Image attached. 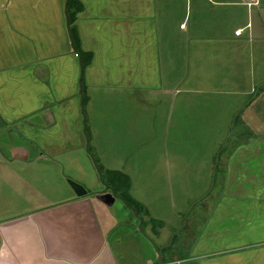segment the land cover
<instances>
[{
    "label": "crops",
    "instance_id": "1",
    "mask_svg": "<svg viewBox=\"0 0 264 264\" xmlns=\"http://www.w3.org/2000/svg\"><path fill=\"white\" fill-rule=\"evenodd\" d=\"M79 52L90 54L85 67ZM256 66L264 69V0H0V133L10 134L0 141V264H117L113 202L58 184V157L84 146L86 102L161 107L168 96L173 106L200 84L241 97V130L254 136L220 166L233 187L175 263L264 264V71ZM152 256L142 263L155 264Z\"/></svg>",
    "mask_w": 264,
    "mask_h": 264
},
{
    "label": "rangeland",
    "instance_id": "2",
    "mask_svg": "<svg viewBox=\"0 0 264 264\" xmlns=\"http://www.w3.org/2000/svg\"><path fill=\"white\" fill-rule=\"evenodd\" d=\"M257 71L264 69L252 68L253 73ZM210 88L211 85L200 84L196 89L200 92L183 94L173 106L168 96L163 98L161 107L151 100L150 106L137 105L136 108H143L140 110L133 108L135 103L129 100L117 99H112L107 107L110 110H103L104 102L109 104L111 100L103 96L98 97L95 107L90 108L87 102L82 105L85 144L78 149L71 147L58 157L62 162L55 166L54 173L58 184L67 187V180H72L83 185L89 194L96 193V197L113 202L110 211L121 223L113 238L116 242L119 236L122 242L113 249L117 264H143L150 254L156 264L154 246L145 235L157 248L165 247L177 236L164 256L170 264H177L180 257L191 252L193 237L199 235L208 218L207 210L217 205L224 189L233 187L232 180H224L220 166L226 167L236 142L254 135L241 130L245 123L243 111L238 115L242 98L226 99L224 93L213 96ZM9 136L6 131L1 132L0 141L7 142ZM4 144L1 147L9 153ZM114 171L129 178L128 183L122 179L114 181L116 195L123 201L103 185L112 179L110 173ZM61 174L63 178L59 180L57 176ZM49 182L52 185L51 179ZM125 198L133 205L127 206ZM137 205L141 231L139 220L130 209ZM130 235L140 239L144 246H125Z\"/></svg>",
    "mask_w": 264,
    "mask_h": 264
},
{
    "label": "water",
    "instance_id": "3",
    "mask_svg": "<svg viewBox=\"0 0 264 264\" xmlns=\"http://www.w3.org/2000/svg\"><path fill=\"white\" fill-rule=\"evenodd\" d=\"M97 171H98V169H97ZM98 172H99V171H98ZM100 179H101V181H102V177H101V175H100ZM102 182H103V181H102ZM67 183H68L69 187L72 189L73 193H74L77 197H83V196L87 195L88 191H87V189H86L83 185H81V184H79V183H77V182H75V181H72V180H67ZM105 186H106V189H110V190L112 191V193L115 194V191H114V189H113L112 187H110V186H108V185H105ZM212 186H213V181H212ZM120 199H122V198H120ZM130 209H131V210L134 212V214L137 216V218H138V220H139L138 229L141 231L142 220H141V218L138 216L137 211H136L134 208H130ZM174 236H175V235H174ZM174 236L170 239V242L168 243V245H166L165 247H162V248H157L156 245L150 240V238H149L147 235H145L146 239H148V240L152 243V245L154 246V249H155V251H156V253H157V257H158V258H157V260H158V264H165V263H164L163 251H164L165 248H168V247L171 246V244H172V240H173Z\"/></svg>",
    "mask_w": 264,
    "mask_h": 264
},
{
    "label": "trees",
    "instance_id": "4",
    "mask_svg": "<svg viewBox=\"0 0 264 264\" xmlns=\"http://www.w3.org/2000/svg\"><path fill=\"white\" fill-rule=\"evenodd\" d=\"M73 38H74V35H73ZM74 43H75V40H74ZM75 47H76V43H75ZM79 54H80V56H81V61H82V66L83 67H85L86 65H88L89 64V62H90V54H85V53H80L79 52ZM260 91V90H259ZM236 119V118H235ZM110 173V172H109ZM110 176H112L111 178L112 179H110V180H108L109 182H107V181H104L106 184H109V185H111L114 189H115V194H117L118 193V190H117V188H116V183H114V181H119V180H123L124 182H126L127 181V183H128V179L129 178H126L122 173H120L119 171H117V172H113L112 174L110 173ZM110 181H111V183H110ZM126 199V198H125ZM125 204H127V206H131V204L133 205V203L132 202H130L129 200H127L126 199V203ZM135 207V210L138 212L137 214H140L141 212H140V208L138 207V205L137 206H134ZM177 239V236H175L174 238H173V242H172V244H171V246L170 247H168V248H165L164 249V251H163V256H165V254L166 253H168L171 249H172V247H173V243H174V241ZM182 258L183 257H180V260H182ZM164 263H169L168 261H166V259H165V257H164Z\"/></svg>",
    "mask_w": 264,
    "mask_h": 264
},
{
    "label": "flooded vegetation",
    "instance_id": "5",
    "mask_svg": "<svg viewBox=\"0 0 264 264\" xmlns=\"http://www.w3.org/2000/svg\"><path fill=\"white\" fill-rule=\"evenodd\" d=\"M103 185H104V188L106 189V186L105 185H108V184H106V183H103ZM108 186H110V185H108ZM110 187H112V186H110ZM113 188V187H112ZM114 189V188H113ZM106 191H110L111 193H112V191L110 190V189H106ZM114 191H115V189H114ZM114 196H117L116 194H114ZM119 199L120 198H122V197H119V196H117ZM122 201H123V198L121 199Z\"/></svg>",
    "mask_w": 264,
    "mask_h": 264
}]
</instances>
